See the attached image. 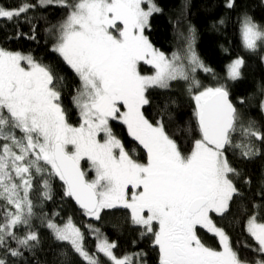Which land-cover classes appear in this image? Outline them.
Listing matches in <instances>:
<instances>
[{
    "label": "snow or ice",
    "instance_id": "6c2138e0",
    "mask_svg": "<svg viewBox=\"0 0 264 264\" xmlns=\"http://www.w3.org/2000/svg\"><path fill=\"white\" fill-rule=\"evenodd\" d=\"M53 5L67 9L55 28L52 51L79 79L72 96L79 126L70 123L61 102L64 77L56 68L31 54L0 47V264H9V256L22 257L21 249L34 257L28 264H47L33 251L39 237L32 230L38 206L32 194L51 200L56 179L62 182L63 195L85 216L100 220L105 210H127L126 223L150 238L157 264H264V258L241 257L211 215L224 218L232 203L245 197L242 187L252 185L228 153L240 161L264 156V134L254 121L241 123L227 87L203 86L195 78L198 69L212 70L195 52L194 30L189 27L186 35L180 34L184 48L169 57L144 34L150 17L162 11L154 0H35L15 9L0 6V21H19L23 15L31 24L29 11ZM225 6L234 8L235 0H226ZM239 26L246 51L264 50V24L245 13ZM244 63L241 57L234 59L227 78L240 79ZM141 64L150 66L151 74H143ZM174 81L187 83L195 104L199 138L187 153L168 134L163 118L153 123L143 112L150 103L149 90H169ZM260 107L264 112V102ZM112 121L122 124L139 148L126 146L114 134ZM141 149L143 159L136 155ZM89 172L94 174L91 180ZM254 195L261 201L246 209L244 222L253 244L243 248L264 257V176ZM42 222L85 264H101V254L109 264H142L141 253L117 257L116 244L91 225L89 231L97 237L93 253L86 250L84 234L71 218L61 226L43 214ZM21 228L22 236L17 234ZM200 229L217 238L219 250L204 243Z\"/></svg>",
    "mask_w": 264,
    "mask_h": 264
},
{
    "label": "trees",
    "instance_id": "16d2710c",
    "mask_svg": "<svg viewBox=\"0 0 264 264\" xmlns=\"http://www.w3.org/2000/svg\"><path fill=\"white\" fill-rule=\"evenodd\" d=\"M154 2L162 11L150 17V27L145 29L144 34L150 43L170 57L173 52H182L185 42L180 34L186 35L187 29L191 27L194 30L195 52L203 64L212 70L206 73L198 69L194 73L195 78L203 86L223 84L227 87L230 99L240 113L241 123L246 126L249 121H254L255 127L264 134V113L260 107L264 99V64L261 59L264 50H258L256 53L246 51L242 46L239 30V18L245 13L253 17L256 23L264 24L263 0H235V7L232 9L225 6L226 0H154ZM22 3H35V0H0V6L6 9H15ZM66 14L67 9L53 5L29 11L27 15L33 18L31 24L25 22L23 15L19 21L15 19L12 22L0 21V47L25 55L31 54L37 61L55 67L59 75L64 77L63 83L59 85L61 102L68 111L70 122L77 124L79 116L72 105V96L79 87V79L58 54L52 51L56 43L55 28L66 18ZM221 20L224 21L223 24L220 23ZM18 33L20 35H17ZM33 35L35 39H30L29 37ZM237 57L243 58L245 63L241 69V78L232 81L227 78V66ZM142 73L151 74V69ZM147 95L150 103L143 108L145 117L153 123L163 118L168 134L177 140L181 149L187 153L193 140L199 138L193 117L195 104L188 92L187 83L174 81L169 90L150 89ZM111 126L114 134L126 146L139 148L128 137L122 124L112 121ZM236 137L238 140L243 139L239 133ZM136 155L137 158L143 159V150H139ZM228 155L234 166L241 168L252 180V185L242 187L245 197L243 200L234 201L230 212L224 218L215 214L212 218L214 223L229 235L233 247L240 252L241 257L247 256L250 260L264 258L243 248L245 243L253 244L244 231V222L248 214L246 209H251L253 202L261 201V197L254 193H258L261 177L264 176V156L252 161H240L231 152ZM51 194V200H41L38 192L32 194L34 203L38 205L34 209L36 215L32 220V230L36 231L39 237L38 248L33 251L38 254L41 262L85 264L69 245L57 242L53 238L50 230L42 222L43 214H47L49 219H53L61 226L71 218L73 224L84 234V246L89 253L96 251L97 243L96 234L89 231L88 225H91L100 229L104 237L116 244L113 251L117 257L141 253L142 264H157L158 252L153 248L150 238L141 237L138 229L126 223L127 210H105L102 218L96 220L85 216L70 198L63 195L62 182L58 179L52 181ZM261 214H264V210ZM24 231L23 228L18 229L17 234L22 236ZM208 243V246L213 248L218 246V241L214 237H211ZM9 246L14 248L16 244L10 241ZM21 251L23 256L20 258L7 257L9 264H28L34 260L31 252L23 249ZM99 259L101 264H109L102 254Z\"/></svg>",
    "mask_w": 264,
    "mask_h": 264
},
{
    "label": "rangeland",
    "instance_id": "374dc122",
    "mask_svg": "<svg viewBox=\"0 0 264 264\" xmlns=\"http://www.w3.org/2000/svg\"><path fill=\"white\" fill-rule=\"evenodd\" d=\"M263 3H264V0H263ZM145 8L147 7V5H143ZM263 61V64H264V60H262ZM150 68V66H148V65H144V64H141L140 65V70H141V72L142 71H145V70H147V69H149ZM143 74H147V73H143ZM263 102H264V99H263ZM264 113V112H263ZM71 123V122H70ZM74 126H79V121H78V123L77 124H73ZM82 166L83 167H85V169H87V165H86V163L85 162H83L82 161ZM88 175H89V180H91L92 178H93V173H91V172H89L88 173Z\"/></svg>",
    "mask_w": 264,
    "mask_h": 264
},
{
    "label": "flooded vegetation",
    "instance_id": "af4514ba",
    "mask_svg": "<svg viewBox=\"0 0 264 264\" xmlns=\"http://www.w3.org/2000/svg\"><path fill=\"white\" fill-rule=\"evenodd\" d=\"M211 215L213 216L214 213L211 214ZM199 234H200L202 240L204 241V243L207 244V245L209 244V243H208V240H210L211 237H214V236H212L211 234L207 233L204 229H200V230H199ZM214 238H215V237H214ZM216 239H217V238H216ZM209 247H211V246L209 245ZM216 249L219 250V244H218V246L216 247Z\"/></svg>",
    "mask_w": 264,
    "mask_h": 264
},
{
    "label": "water",
    "instance_id": "95a60500",
    "mask_svg": "<svg viewBox=\"0 0 264 264\" xmlns=\"http://www.w3.org/2000/svg\"><path fill=\"white\" fill-rule=\"evenodd\" d=\"M71 201L74 203V205H76L78 208H79V206L75 203V201H73L72 199H71ZM80 209V208H79ZM81 210V209H80Z\"/></svg>",
    "mask_w": 264,
    "mask_h": 264
}]
</instances>
